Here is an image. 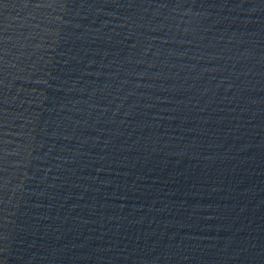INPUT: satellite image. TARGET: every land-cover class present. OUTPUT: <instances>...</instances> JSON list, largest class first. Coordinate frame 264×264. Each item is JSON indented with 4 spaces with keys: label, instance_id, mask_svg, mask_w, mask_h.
Returning a JSON list of instances; mask_svg holds the SVG:
<instances>
[{
    "label": "water",
    "instance_id": "95a60500",
    "mask_svg": "<svg viewBox=\"0 0 264 264\" xmlns=\"http://www.w3.org/2000/svg\"><path fill=\"white\" fill-rule=\"evenodd\" d=\"M0 264H264V0H0Z\"/></svg>",
    "mask_w": 264,
    "mask_h": 264
}]
</instances>
